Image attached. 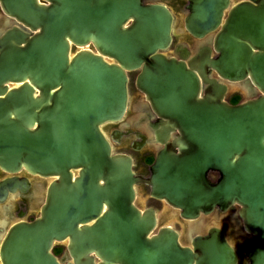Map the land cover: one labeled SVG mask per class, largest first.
<instances>
[{"label": "water", "instance_id": "water-1", "mask_svg": "<svg viewBox=\"0 0 264 264\" xmlns=\"http://www.w3.org/2000/svg\"><path fill=\"white\" fill-rule=\"evenodd\" d=\"M164 1L0 0V168L53 178L41 215L7 232L3 264H94L92 252L97 264H236L224 230L200 222L233 204L253 235L247 264H264V0H189L185 24L198 38L229 15L214 38L218 56L203 47L188 63L161 52L173 19ZM137 68V87L163 119L148 123L165 143L148 178L102 130L125 115L127 72ZM211 70L261 93L229 104ZM137 181L179 214L182 235L135 207ZM16 186L29 183L0 181V202ZM66 238L64 263L51 248Z\"/></svg>", "mask_w": 264, "mask_h": 264}, {"label": "flooded vegetation", "instance_id": "flooded-vegetation-1", "mask_svg": "<svg viewBox=\"0 0 264 264\" xmlns=\"http://www.w3.org/2000/svg\"><path fill=\"white\" fill-rule=\"evenodd\" d=\"M242 1L251 2L250 0H230V5ZM188 2L189 0L164 1L172 13L173 19L171 41L161 52L168 57H174L177 60L188 63L189 60L196 57L203 47H208L210 49L209 57L216 58L218 52L214 48V38L225 23L229 15V9L224 11L221 24L218 28L198 38L186 28L185 19L189 13V10L186 8ZM139 72L140 68L127 72L128 102L125 115L120 120L105 123L102 126V130L111 145L113 153L125 154L131 158L133 174L135 176L140 175L141 178H148L152 173L150 166L154 163L157 152L164 148L165 143L156 141V128L148 124L149 122H155L157 118H162L152 109L149 99L146 98V93L136 85V78ZM209 75L220 81L222 85H225L224 99L229 104L235 105L246 98H252L261 93L256 87L250 86L245 80L230 82L221 78L214 70ZM207 86L208 84L202 83V95H204ZM174 134H178V131H175ZM167 142H172V139ZM173 148L177 150V147ZM72 172L73 178L79 175L78 170H73ZM13 176H17L18 178L25 177L29 186L23 192L16 186V190L9 192L0 202V246L11 226L23 221L31 223L41 215V206L46 203L48 186L53 181V178L30 174L25 170L11 174L0 168V181ZM219 176V172L216 170H209L207 173V177L211 182H216ZM150 191L151 186L149 183L137 181L134 184L135 195L133 203L135 207L141 213L146 208L151 207L158 226L171 224L178 232L176 226L182 221L179 214H175L173 208L165 200L152 196L149 193ZM105 209L106 206L103 205V210ZM228 219L237 231L239 238L242 239L240 247L231 243L237 253L236 264H247L248 260L244 254L243 246L253 240V235L244 230L237 204L231 205L225 211L215 206L208 215H203L200 222L204 224L210 222L209 226H219L226 233L221 224L227 223ZM68 244L69 239L66 238L62 241H55L51 248V252L58 259H63L64 263L70 261ZM91 256L94 257V264L99 263L100 260L95 252H92ZM0 264H3L1 257Z\"/></svg>", "mask_w": 264, "mask_h": 264}, {"label": "rangeland", "instance_id": "rangeland-1", "mask_svg": "<svg viewBox=\"0 0 264 264\" xmlns=\"http://www.w3.org/2000/svg\"><path fill=\"white\" fill-rule=\"evenodd\" d=\"M227 223H222V227L225 229L227 236L229 237L231 243H233L235 246L240 247L242 239L239 238L237 231L235 230L234 226L230 222V220H227ZM181 222V221H180ZM210 225V222L205 223V228ZM184 224L181 222L178 226H176V229L180 233V235L183 234L184 231Z\"/></svg>", "mask_w": 264, "mask_h": 264}, {"label": "bare ground", "instance_id": "bare-ground-1", "mask_svg": "<svg viewBox=\"0 0 264 264\" xmlns=\"http://www.w3.org/2000/svg\"><path fill=\"white\" fill-rule=\"evenodd\" d=\"M237 85V84H236ZM239 85V84H238Z\"/></svg>", "mask_w": 264, "mask_h": 264}]
</instances>
